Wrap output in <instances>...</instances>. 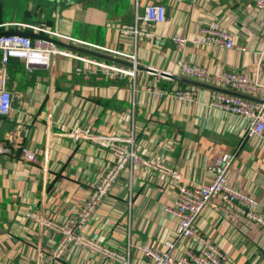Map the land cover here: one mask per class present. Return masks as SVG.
Masks as SVG:
<instances>
[{
	"label": "crops",
	"instance_id": "1",
	"mask_svg": "<svg viewBox=\"0 0 264 264\" xmlns=\"http://www.w3.org/2000/svg\"><path fill=\"white\" fill-rule=\"evenodd\" d=\"M165 4L167 20L155 27L154 37L135 40L118 28L135 24L132 0H34L19 20L5 19L4 0H0V24H36L136 56L133 63L53 36L59 48L105 60L133 74H109L84 59L63 54L49 66L29 71L22 59L10 60L13 110L1 117L0 140L16 127H26L22 145L35 152L37 160H25L15 148L8 155L0 154V264H151L138 246L163 250L166 241L176 237L178 218L165 207L175 205L182 185L208 183L210 161L225 153L234 155L229 185L255 200L256 210L264 213V135L245 139L246 121L210 104L215 89L161 75L181 76V59L212 73L254 74L256 51L264 44V18L254 11L252 0H166ZM212 20L230 29L236 43L246 49L193 44L190 38ZM5 30L18 28L2 26L0 32ZM173 37L189 41L181 48ZM189 88L195 91L190 98L171 94ZM76 130L90 136L75 139L72 132ZM98 136L123 138L120 143L129 150L177 169L181 177L167 178L146 166L127 163L126 173L119 181L117 177L84 223V235L99 249L69 243L56 255L63 237L58 226L75 221L99 177L118 158ZM198 227L227 254L228 264H264V226L219 196L208 201ZM112 252L118 256L112 257ZM181 253L178 245L175 254Z\"/></svg>",
	"mask_w": 264,
	"mask_h": 264
},
{
	"label": "built area",
	"instance_id": "2",
	"mask_svg": "<svg viewBox=\"0 0 264 264\" xmlns=\"http://www.w3.org/2000/svg\"><path fill=\"white\" fill-rule=\"evenodd\" d=\"M166 0H132L136 22L133 25H119V31L133 39L153 38L155 27L167 20ZM253 9L264 18V0H252ZM2 26H17L18 30L31 28L34 33L41 36L33 38L22 33L0 34V117H7L12 112L14 95L10 90L8 64L12 58H19L25 62L28 69L39 66H49L53 58L59 54L74 56L93 64L94 69L115 75L133 74V71L122 66L111 64L105 60H93L86 56L59 48L51 39L53 36L68 38L75 42H82L90 47L99 48L113 55L127 58L136 63V56L126 53L120 49L100 46L88 41L73 39L48 30L40 25L26 23H3ZM178 47H184L189 41L185 37H173ZM196 45L220 47L224 49H238L244 51L246 48L236 43L234 34L227 27L220 25L218 20L203 23L197 36L190 38ZM179 75L193 78L197 81L207 82L217 87L230 89L236 92L254 96L259 101L242 98L233 94L213 90L210 104L214 107L235 114L246 121L244 133L245 139L256 140L264 135V44L256 51L254 74L229 70L220 73H212L207 69L190 64L186 60H179ZM157 94L161 91L154 88ZM195 91L192 88L186 90L175 89L171 94L179 98H190ZM28 129L18 126L8 135L5 140H0V154L8 155L13 148L20 149V155L27 161L35 162V152L22 145ZM90 135L82 133L81 130L72 132L75 139ZM104 145L112 147L117 154L116 162L110 169L102 174L95 184L94 191L88 202L76 215L75 221L58 226L63 237L57 250L58 254L65 250L69 243L84 244L90 246L94 251L99 249L96 242L89 240L83 233L84 223L88 216L94 212L107 191L113 185L120 173L126 169V164L146 166L151 171L159 172L167 178L178 179L181 177L177 169L167 166L159 160L150 158L129 150L121 141L123 138L96 137ZM131 140V139H130ZM234 159L233 154L225 153L210 161L209 171L211 179L208 183L200 185H182L177 192L174 206L165 207V211L176 216L179 221V230L174 239L167 240L163 250L152 248L147 245H139L138 248L151 259V264H228L227 254L215 243L209 241L198 227V218L208 201L214 196H219L222 201L234 208L236 211L264 226V213L257 211L256 202L248 195L241 193L228 183V173ZM180 245L181 254L176 255L175 250ZM105 252V251H104ZM107 253V251L105 252ZM112 257L118 255L111 253ZM122 258V257H121Z\"/></svg>",
	"mask_w": 264,
	"mask_h": 264
},
{
	"label": "water",
	"instance_id": "3",
	"mask_svg": "<svg viewBox=\"0 0 264 264\" xmlns=\"http://www.w3.org/2000/svg\"><path fill=\"white\" fill-rule=\"evenodd\" d=\"M7 33H22V34H26V35H29L33 38H36V37H39L41 35L39 34H36L34 32H30V31H25V30H5V31H1L0 34H7ZM55 43L58 44L57 41H54ZM64 46H68L70 48H74V49H77V50H81V51H85L84 49H81L77 46H73V45H64ZM86 52L88 53H92L91 51H88L86 50ZM97 55H100L104 58H110L114 61H117V62H120V63H124V64H127L129 66H132L134 64L130 63V62H127V61H124V60H121V59H117V58H111V57H108V56H104V55H101V54H98V53H95ZM137 68H140V69H145V67H139L137 66ZM148 71H152V72H158L157 70L153 69V68H150V67H147L146 68ZM161 75L163 76H167V77H171V78H174L176 80H180V81H185V82H189V83H192L194 85H199V86H208V87H211L215 90H218V91H222V92H225V93H229V94H233V95H236V96H239V97H242V98H246V99H251V100H255V101H259L258 98L254 97V96H251V95H247V94H244V93H240V92H236V91H233V90H230V89H226V88H222V87H217V86H213V85H208V84H204L203 82H200V81H196V80H192V79H188V78H183L181 76H177V75H169V74H166V73H161ZM1 120L2 118L0 117V124H1Z\"/></svg>",
	"mask_w": 264,
	"mask_h": 264
},
{
	"label": "rangeland",
	"instance_id": "4",
	"mask_svg": "<svg viewBox=\"0 0 264 264\" xmlns=\"http://www.w3.org/2000/svg\"><path fill=\"white\" fill-rule=\"evenodd\" d=\"M32 2H34V0H4V8H5L4 17H5V19H10V18H14L16 20L21 19L23 11L25 9H30ZM18 60H21V59L18 58ZM25 69L27 71H29L28 68L26 67V65H25ZM42 71H44V70H42ZM36 72H37V69H35V73ZM9 83H10V80H9ZM126 171H127V169H125L121 172L120 176L118 177V181H119V178L122 175H124V173H126Z\"/></svg>",
	"mask_w": 264,
	"mask_h": 264
},
{
	"label": "trees",
	"instance_id": "5",
	"mask_svg": "<svg viewBox=\"0 0 264 264\" xmlns=\"http://www.w3.org/2000/svg\"><path fill=\"white\" fill-rule=\"evenodd\" d=\"M0 29H2V27ZM26 29L33 31L31 28H26Z\"/></svg>",
	"mask_w": 264,
	"mask_h": 264
}]
</instances>
